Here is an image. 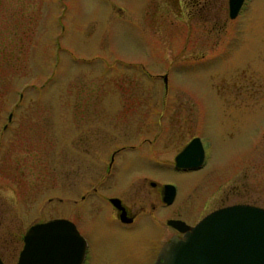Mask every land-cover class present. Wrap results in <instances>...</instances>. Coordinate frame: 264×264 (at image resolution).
I'll return each instance as SVG.
<instances>
[{
	"label": "rangeland",
	"instance_id": "374dc122",
	"mask_svg": "<svg viewBox=\"0 0 264 264\" xmlns=\"http://www.w3.org/2000/svg\"><path fill=\"white\" fill-rule=\"evenodd\" d=\"M212 3L207 13L223 6L226 14L227 0ZM184 4L0 0L5 264H16L30 224L64 215L71 198L93 204L94 196L81 202L71 189L89 191L105 153L121 145L136 147L117 154L107 185L119 193L132 179L124 199L147 189L136 177L145 174L176 186L171 215L195 219L230 203L264 208V0H245L229 20L223 15L219 33L209 19L181 15ZM92 130L96 143L83 149ZM192 136L202 141L204 165L177 171L174 156ZM75 157L78 178L61 180V168H71ZM146 194L139 193L141 201ZM168 211L159 207L153 218L127 225L108 205L95 215L80 207L75 214L89 239L90 264H150L147 236L163 228L159 219Z\"/></svg>",
	"mask_w": 264,
	"mask_h": 264
},
{
	"label": "water",
	"instance_id": "95a60500",
	"mask_svg": "<svg viewBox=\"0 0 264 264\" xmlns=\"http://www.w3.org/2000/svg\"><path fill=\"white\" fill-rule=\"evenodd\" d=\"M243 3L228 0L230 18L237 16ZM204 158L200 138L193 137L174 161L178 168H196ZM174 194L175 186L166 184L163 201L171 203ZM169 223L186 233L164 243L154 264H264L263 207L236 203L209 212L193 226L178 220ZM83 254L84 240L74 224L52 218L26 229L16 264H81ZM0 264H5L1 257Z\"/></svg>",
	"mask_w": 264,
	"mask_h": 264
},
{
	"label": "flooded vegetation",
	"instance_id": "af4514ba",
	"mask_svg": "<svg viewBox=\"0 0 264 264\" xmlns=\"http://www.w3.org/2000/svg\"><path fill=\"white\" fill-rule=\"evenodd\" d=\"M186 6V10L188 12L181 14L183 16H194V17H200L201 20L206 24L207 20H211V29L215 30L217 33L221 32L222 30V22L220 19L224 16H228V20L231 19L229 16V5H228V0H227V8H226V14L223 13V6H220V12L217 13H207V9L209 6H211L213 1L215 0H184ZM243 6V5H242ZM6 126L4 125L3 128ZM91 136L89 137V141L87 143V146H84L83 149L90 148V146H94L96 143V139L98 138L97 130H92ZM193 137H198V136H192L183 146L182 148L193 138ZM201 140V139H200ZM150 142L148 139L146 140ZM202 142V141H201ZM203 145V144H202ZM128 146L129 149L133 150L136 145L133 144H128V145H121L119 147H116L115 149L111 150L108 154L105 153L103 157V166L102 170L97 173V175H94V179L89 182V191L86 193H79L78 189L72 188L71 193L75 192V196L79 194V197L81 199V202L86 201L87 198H89V195L94 196L95 200L92 205L88 204L87 205H82L79 204L78 199L71 198L70 202L66 203L65 206L62 205L63 208H65V213L64 215L57 216L56 218H64L69 221H71L81 237L84 240V254L83 258L81 261V264H90V252H91V246L89 243L88 236L86 235L85 230L81 226V222L76 219V210H80V207H84L88 211L94 212L93 214H97L103 205H108L111 208V213L112 216L121 224H127V225H132L136 224L140 218L143 217V215H146L148 217L153 218L155 216V213L159 210V207L163 208H169V211L166 213V216L162 219H159L161 224L163 225L162 229L155 228L152 230L147 237H149L150 242L152 243V246L149 251L145 252L144 254H148L149 256V261L150 264H154V262L157 260L159 257L160 249L162 245L168 241H170L173 237H181L183 238L186 231H181L177 227H175L173 224L169 223V220H178L181 222H184L185 224L189 226H193L195 223H197L201 218H203L205 215H207L209 212L218 209L220 207L230 205V204H235V203H230V204H224L220 206H215L209 209L207 212L202 213L200 216L196 217L195 219L187 218L186 216H181V215H171V209L172 205L176 201L178 197V192L177 188L175 186V194L173 197V200L171 203H166L163 201V195H164V186L166 184H172V183H167L164 182L161 185L158 184L156 180L153 178L147 176V175H137L136 177H140L142 182L147 185V189H141V187H138L137 190H134L132 192V196L129 198L124 199V193L126 190H128L130 185H127V187H124L122 191L119 193H111L110 189L111 185H107V182L109 181L110 177L112 176V171L116 170V156L118 153L124 151L127 149L126 147ZM87 147V148H86ZM204 147V146H203ZM182 148L179 150L181 151ZM178 151V152H179ZM205 151V149H204ZM177 152V153H178ZM206 155V153H205ZM176 156V155H175ZM174 156V158H175ZM77 158H73V163L71 168H64L62 167L60 170V174H58L62 179L64 178H71V180L77 179L79 172H78V163H76ZM205 161V158H204ZM204 161L201 166L196 167V168H178L175 166V161H174V167L177 171L181 172H192V171H198L199 168H202L204 165ZM120 167V166H119ZM119 169V168H118ZM116 185V184H115ZM60 190L63 191L62 185L60 186ZM140 192H146V197L141 201L139 193ZM140 200V202H139ZM58 202H63L64 197L58 196L57 197ZM64 204V203H63ZM82 205V206H81ZM201 213V212H200ZM92 214V215H93ZM71 215V216H70ZM122 216V217H121ZM190 216V215H189ZM197 216V215H196ZM124 217V219H123ZM22 241H23V236H22Z\"/></svg>",
	"mask_w": 264,
	"mask_h": 264
}]
</instances>
